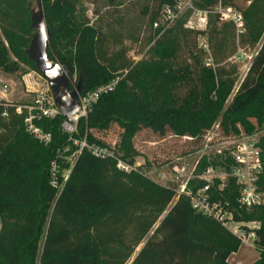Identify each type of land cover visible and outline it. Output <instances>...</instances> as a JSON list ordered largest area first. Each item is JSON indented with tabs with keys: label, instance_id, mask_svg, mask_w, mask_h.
Listing matches in <instances>:
<instances>
[{
	"label": "trees",
	"instance_id": "16d2710c",
	"mask_svg": "<svg viewBox=\"0 0 264 264\" xmlns=\"http://www.w3.org/2000/svg\"><path fill=\"white\" fill-rule=\"evenodd\" d=\"M30 1L0 0V70L4 74H17L19 62L35 71L25 54L34 35ZM39 1L51 34L47 54L65 68L69 89H73V77L74 87L81 85L80 96L118 82L85 119L78 120L72 135L61 128L66 118L34 121L35 127L50 135L48 144L27 132L25 110L18 114L15 106L0 101V264H128L151 232L130 264H228L241 243L221 223L193 211L190 197L176 195L175 187L160 186L138 170L119 171L116 161L133 166L141 157L134 146L141 132L183 139L187 142L183 155H189L200 150L213 126L223 140L264 130V38L226 106L236 83V68L211 71L196 60L193 70L191 65H178L181 53L195 48L189 45L190 35L202 33L185 29L181 20L168 28L160 24L163 8H173L174 0H152L151 7L142 11L152 35L145 39L146 52L136 63L124 47L121 19L115 24L119 30L110 23L96 26L78 10L80 0ZM105 1L108 6L116 2ZM217 1L198 0L195 6L206 10ZM223 6L242 15L248 42L254 45L262 38L264 0H224ZM226 28L222 24L213 29L216 55L223 54ZM112 127L120 133L110 147L103 137ZM70 138L109 148L114 158L81 152L60 191L51 185L50 170L56 163L60 180L68 168L67 155L60 153ZM197 164V176L209 168L228 174L232 161L227 155H212ZM206 187L196 178L187 190L195 195ZM205 195L234 222L259 224L253 241L258 259L251 264H264V205L240 206L238 187L229 177L213 180Z\"/></svg>",
	"mask_w": 264,
	"mask_h": 264
},
{
	"label": "rangeland",
	"instance_id": "374dc122",
	"mask_svg": "<svg viewBox=\"0 0 264 264\" xmlns=\"http://www.w3.org/2000/svg\"><path fill=\"white\" fill-rule=\"evenodd\" d=\"M37 0H31L30 3H35ZM152 0H116L114 6H108L109 4L105 0H80L78 10L84 12L85 17L90 24L104 25L110 23L115 30H119L115 26L119 20L122 22L125 36L124 47L129 50L128 57L135 63L140 61L146 48L144 45L145 39H148L152 35V29L145 23V18L142 17V11L147 7H151ZM198 0H195V3ZM188 15L184 16L181 21L186 22ZM217 20V23H215ZM221 23L216 14L211 15L208 18V25L205 29L192 31L202 33L196 37L190 35L189 45H195V48L184 50L178 60V65H191L192 70L195 69V60L200 66L215 71L221 67H235L236 68V83L233 88L232 94L229 97L226 106L230 104L233 96L238 91L240 85L244 81L247 72L251 66V63L258 52L262 38L256 43L251 44L246 39V30L244 25V35L240 37L238 45H236L235 30L229 24L226 28V38L223 46V54L216 55L213 38V29H219ZM174 25V24H173ZM169 25V27L173 26ZM186 29V28H185ZM188 30V29H187ZM190 31V30H189ZM1 37V36H0ZM137 39V41H135ZM188 50L190 53H188ZM240 50L243 53L244 59L240 61L232 60V57ZM191 55V56H190ZM11 61H15L13 57H10ZM251 59V60H250ZM19 72L14 75L4 74L0 70V101H5L16 108L25 109V107H31L34 100V92L32 90H26L23 83V76L29 72L28 68L21 62L18 63ZM176 69V67H174ZM75 78L73 77L70 84L74 88ZM48 86L47 82L38 81V85H33V89L37 92H43ZM64 131V129L62 128ZM120 130L117 127H112L108 133L103 137L106 143L112 147L117 141ZM223 139L220 138L217 133V127L213 126L198 152L183 155L187 142L183 139H177L172 135H167L164 138H159L152 135L149 132L139 133L134 140V146L140 153L141 157L135 159L133 169L143 173L148 179L154 183L164 187H175L178 191V185L174 183L173 178L181 168H185L186 177L183 182L188 184L196 179L198 162L203 157L212 156L215 151H220L222 147L220 143ZM140 167V168H139ZM218 170H220L218 172ZM214 174L219 176L218 181H224V172L218 169ZM177 195V192H176ZM173 202L167 208L161 219L166 215L169 209L172 207ZM153 232L145 238L141 245L135 250L130 264L142 249L144 244L151 238ZM258 259V253L251 242L241 243L237 253L231 255L228 259V264H251Z\"/></svg>",
	"mask_w": 264,
	"mask_h": 264
},
{
	"label": "built area",
	"instance_id": "2783aa9c",
	"mask_svg": "<svg viewBox=\"0 0 264 264\" xmlns=\"http://www.w3.org/2000/svg\"><path fill=\"white\" fill-rule=\"evenodd\" d=\"M173 8L165 7L162 10L160 24L169 27L184 16L188 15V19L184 24V28L190 31L205 29L208 25V18L216 14L219 21L223 24L231 25L236 34V45L239 43L240 37L244 35V21L242 15L231 7H224V0H218L213 8L199 10L195 6V0H174ZM157 24L153 26L156 28ZM244 55L240 50L232 57V60L240 61L244 59ZM251 60V59H250ZM38 81H44L37 72L29 71L23 76V83L26 90L34 92V100L31 107H25L26 118L24 120L27 132L36 140L43 144H48L51 140L50 135L44 134L39 128L35 127L34 121L41 119L53 120L58 114L57 107L54 103V97L47 86L43 92H37L33 89V85H38ZM46 82V81H44ZM118 80H114L107 85L99 87L97 90L87 93L84 96L79 95V112L76 116L68 118L67 122L62 124L61 128L64 132L72 135L76 132V124L78 120L85 119L87 114L98 100L112 92ZM20 108L16 112L21 113ZM220 151H215L213 155H227L232 161V166L228 174H224L223 180L227 177L233 179L238 187V202L240 206L250 209L255 206L264 205V192L261 190V177L264 175V130L254 132L250 135H240L235 138H228L221 141ZM87 151L92 156L99 159H112L114 153L109 148L96 147L89 145L86 139H69V145L66 146L60 155H67L65 162L68 168L60 175V180L57 179L58 165H51V185L57 190H62L63 185L68 179L70 170L74 162L81 152ZM116 168L124 173L133 171V166H130L120 160L116 161ZM218 169L209 168L201 176L196 178L204 181L207 187L196 192L195 195L187 190L186 182L183 179L186 177L185 168L179 169L175 177L174 183L178 185L177 195L186 194L190 197V206L193 211L207 218L218 221L222 226L236 237L240 243H248L255 240V230L259 229L257 223L240 224L232 220L231 215L227 214L219 203L212 202L205 192L213 180L219 178L214 173ZM220 170H218L219 172ZM222 182V181H221Z\"/></svg>",
	"mask_w": 264,
	"mask_h": 264
},
{
	"label": "water",
	"instance_id": "95a60500",
	"mask_svg": "<svg viewBox=\"0 0 264 264\" xmlns=\"http://www.w3.org/2000/svg\"><path fill=\"white\" fill-rule=\"evenodd\" d=\"M28 10L30 12V28L34 31V35L25 54L33 64L35 71L47 82L59 116L66 119L72 118L79 112L81 85L78 83L73 89H69V78L65 68L47 54L51 34L45 23L41 2L38 0L35 3H29ZM42 24L44 26L43 33L41 32Z\"/></svg>",
	"mask_w": 264,
	"mask_h": 264
},
{
	"label": "clouds",
	"instance_id": "9594fccd",
	"mask_svg": "<svg viewBox=\"0 0 264 264\" xmlns=\"http://www.w3.org/2000/svg\"><path fill=\"white\" fill-rule=\"evenodd\" d=\"M43 29H44V26H43V24L41 25V32L43 33ZM45 39H46V37H45Z\"/></svg>",
	"mask_w": 264,
	"mask_h": 264
}]
</instances>
